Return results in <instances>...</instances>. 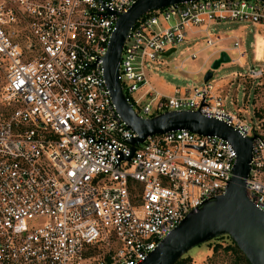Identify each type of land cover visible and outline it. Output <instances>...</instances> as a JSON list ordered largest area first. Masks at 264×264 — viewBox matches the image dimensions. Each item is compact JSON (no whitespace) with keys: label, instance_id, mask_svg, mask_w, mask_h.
<instances>
[{"label":"built area","instance_id":"2783aa9c","mask_svg":"<svg viewBox=\"0 0 264 264\" xmlns=\"http://www.w3.org/2000/svg\"><path fill=\"white\" fill-rule=\"evenodd\" d=\"M135 1L0 0V264H141L224 194L235 153L215 136L166 132L130 153L135 135L111 102L102 63L117 17ZM221 23L264 30V1L197 0L143 14L121 47L117 79L140 119L198 111L254 138L244 196L264 212V119L250 125L226 112L224 79L168 94L148 85L177 46L192 43L183 52L193 61L199 40L209 49L228 39L209 32ZM231 50L245 60L237 39ZM244 79L264 81V66Z\"/></svg>","mask_w":264,"mask_h":264},{"label":"water","instance_id":"95a60500","mask_svg":"<svg viewBox=\"0 0 264 264\" xmlns=\"http://www.w3.org/2000/svg\"><path fill=\"white\" fill-rule=\"evenodd\" d=\"M197 0H136L117 17L103 58V78L114 108L126 128L135 135L128 141L133 146L146 137L185 130L201 136H215L226 141L235 153V164L222 196L200 204L166 236L141 264H175L192 248L220 236H227L248 264H264V212L257 210L244 196V180L248 174L250 147L254 138H242L231 127L216 119L205 118L198 111L168 112L151 119H140L126 103L117 79L121 47L129 29L143 14L184 2ZM264 1V0H261ZM173 50L166 52L168 56ZM230 58L220 51L203 73L201 82L211 79Z\"/></svg>","mask_w":264,"mask_h":264},{"label":"rangeland","instance_id":"374dc122","mask_svg":"<svg viewBox=\"0 0 264 264\" xmlns=\"http://www.w3.org/2000/svg\"><path fill=\"white\" fill-rule=\"evenodd\" d=\"M209 32L228 39L209 49H203L204 44L199 40L191 50L196 53L193 61L187 59V54L183 52L184 48L192 49V43L177 46L174 53L160 58L166 68L158 71L159 67L154 65L158 69L150 71L148 85L163 94H168V89L173 87H190L193 84L201 86L199 79L211 61L220 51H224L223 46L231 48L232 39H237L246 54L245 60L235 58V52L229 51L228 55L233 62L221 65L213 72L211 79L228 81V85L221 92L226 112L239 115L250 125L256 122L255 118L264 119V81L259 84L248 79L237 81L238 76L245 75L247 69L264 66V30L249 24L221 23L212 26ZM227 246H232L229 238L220 236L192 248L182 258L185 259V264H239L235 256L223 251Z\"/></svg>","mask_w":264,"mask_h":264},{"label":"trees","instance_id":"16d2710c","mask_svg":"<svg viewBox=\"0 0 264 264\" xmlns=\"http://www.w3.org/2000/svg\"><path fill=\"white\" fill-rule=\"evenodd\" d=\"M230 240V239H229ZM231 242V241H230ZM232 246H227L223 248V251L231 253L235 256L237 262L239 264H248L243 255L237 250L233 242H231ZM175 264H185V259L180 258Z\"/></svg>","mask_w":264,"mask_h":264},{"label":"crops","instance_id":"0c3cea01","mask_svg":"<svg viewBox=\"0 0 264 264\" xmlns=\"http://www.w3.org/2000/svg\"><path fill=\"white\" fill-rule=\"evenodd\" d=\"M223 47H224L223 50L226 51L227 54L229 53V51H232L231 48H228V47H226V46H223ZM168 88H169V87H168Z\"/></svg>","mask_w":264,"mask_h":264}]
</instances>
